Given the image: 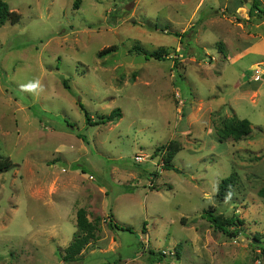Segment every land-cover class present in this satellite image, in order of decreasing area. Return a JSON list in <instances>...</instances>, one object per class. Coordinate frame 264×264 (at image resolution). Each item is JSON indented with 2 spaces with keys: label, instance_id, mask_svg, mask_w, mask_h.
<instances>
[{
  "label": "rangeland",
  "instance_id": "1",
  "mask_svg": "<svg viewBox=\"0 0 264 264\" xmlns=\"http://www.w3.org/2000/svg\"><path fill=\"white\" fill-rule=\"evenodd\" d=\"M2 1L20 20L0 26V264H63L78 209L96 241L66 264H150L177 245L166 264H264V16L241 0ZM232 117L251 133L220 142Z\"/></svg>",
  "mask_w": 264,
  "mask_h": 264
},
{
  "label": "trees",
  "instance_id": "2",
  "mask_svg": "<svg viewBox=\"0 0 264 264\" xmlns=\"http://www.w3.org/2000/svg\"><path fill=\"white\" fill-rule=\"evenodd\" d=\"M251 8L249 10L250 16H252V13L254 17L257 16V14H262L264 16V12L259 9V0H253L251 3ZM75 8L77 5H74ZM20 20L19 14H17L15 11H11L8 7V5L0 0V26L5 25L6 23L10 25H15ZM178 35V34H176ZM133 50L135 52L142 53L146 59H154V60H162L167 56V53L165 50L158 49L152 52H147L144 49H142L139 46H133ZM116 51V46H110L108 48L103 49L99 56L103 57L106 56L112 52ZM165 51V52H164ZM66 86V85H65ZM85 120L88 125H98L105 124V123H112L115 120L119 119L121 117L120 111L114 110L112 111L106 118L101 119L99 122H93V120L88 116L86 112H84ZM251 133V124L246 119H238L237 117H232L228 120H226L222 126V128L219 131V141H226V140H232L234 142L246 140L248 136ZM163 150V153L161 155V168L163 170H171L174 169V166L172 164V161L175 157V155L179 152L180 147L174 144L173 142L168 143L167 145L162 146L161 148ZM156 154V152H155ZM12 165L11 161L8 158H0V172H3L7 170ZM236 176L235 174L229 176L228 178L223 179L220 184L218 185L217 195L216 197L220 201H225L230 197L231 194V188L236 183ZM260 197H264V188H262L259 191ZM214 212V209L208 210L206 213H204L203 218H206V220L210 223L211 227L221 232L226 238H235L238 234H240L241 227L243 225V221L239 220L236 216L231 217H224L223 215H214L212 214ZM76 229L77 233L73 235V238L69 245L63 250V256L62 261L63 264L76 261L79 257L82 251L92 242L96 241V231L97 226L96 223H92L87 218V212L84 209H78L76 211ZM183 221V220H181ZM108 224L110 227H112V220H108ZM124 230L129 231V228H125ZM253 240L255 242L259 241L257 236H253ZM179 249L180 247L177 245L174 249L175 258H179ZM263 250V249H262ZM149 263H160V264H166L170 258L167 255H163L161 252H159L157 255L153 252H149Z\"/></svg>",
  "mask_w": 264,
  "mask_h": 264
},
{
  "label": "built area",
  "instance_id": "3",
  "mask_svg": "<svg viewBox=\"0 0 264 264\" xmlns=\"http://www.w3.org/2000/svg\"><path fill=\"white\" fill-rule=\"evenodd\" d=\"M137 161H142V159L141 158H137ZM90 179H92L91 177H90ZM163 255H167V256H169L170 258H174V256H175V254H174V251H172V252H168V253H166V252H161Z\"/></svg>",
  "mask_w": 264,
  "mask_h": 264
},
{
  "label": "water",
  "instance_id": "4",
  "mask_svg": "<svg viewBox=\"0 0 264 264\" xmlns=\"http://www.w3.org/2000/svg\"><path fill=\"white\" fill-rule=\"evenodd\" d=\"M244 4H245V7L247 8V10H250L251 8V4L248 2L250 0H241ZM256 66H254L252 69H255Z\"/></svg>",
  "mask_w": 264,
  "mask_h": 264
},
{
  "label": "crops",
  "instance_id": "5",
  "mask_svg": "<svg viewBox=\"0 0 264 264\" xmlns=\"http://www.w3.org/2000/svg\"><path fill=\"white\" fill-rule=\"evenodd\" d=\"M253 67H254V66H253ZM253 67H252V68H253ZM252 68H251V69H252ZM88 246H90V245H88ZM88 246H87V247H88ZM84 251H85V250H84ZM84 251H82L81 255L83 254Z\"/></svg>",
  "mask_w": 264,
  "mask_h": 264
}]
</instances>
